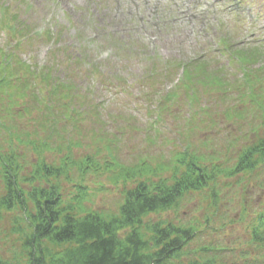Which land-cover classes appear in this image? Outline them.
Wrapping results in <instances>:
<instances>
[{
    "label": "rangeland",
    "instance_id": "obj_1",
    "mask_svg": "<svg viewBox=\"0 0 264 264\" xmlns=\"http://www.w3.org/2000/svg\"><path fill=\"white\" fill-rule=\"evenodd\" d=\"M11 25L14 32L7 29ZM227 30L247 44L261 40L264 45V0H0V62L3 52H13L14 60L20 58L38 73L46 71L52 52L57 58L68 56L58 67V77L73 79L78 90L73 106L84 114H74L72 123H61L59 129L69 132L66 138L73 142L76 160L91 154L105 161L111 153L126 167L142 161L156 167L169 165L176 152L191 149L207 156V162L217 154L216 159L232 164L241 148L256 142V134H264L261 118H254V110L246 109L249 106H240L235 87L214 88L207 81L197 85L198 100L191 101L180 84L182 70L150 71L148 64L152 57L188 62L214 56L224 65L225 80L231 85L241 75L228 57L219 56L218 38ZM118 41L136 46V58L117 49ZM82 54L89 56L92 68L84 61L69 65L70 57L75 62ZM150 72L157 74L151 77ZM172 92L179 96L177 101L160 106L161 98ZM234 110L243 113V126ZM33 113L17 120V129L30 133L33 140H49V134L33 122L40 111ZM52 141L55 152L47 153V159L59 161L67 150H57L62 144L57 137ZM18 151L29 160L34 157L25 145ZM163 176H169V171ZM72 177L76 179L78 173L72 172ZM84 179L93 194L86 211L104 217L117 213L125 189L134 183H118L113 174L101 172ZM218 186L215 198L210 190L197 192L181 200L177 209L151 219L196 228L190 260L252 264L248 258L258 251L249 234L254 211L262 209L263 193L253 180L248 184L222 180ZM64 188L72 190V186ZM4 215L0 264H26L15 231L19 225L14 220L20 214ZM20 227H24L21 222Z\"/></svg>",
    "mask_w": 264,
    "mask_h": 264
},
{
    "label": "trees",
    "instance_id": "obj_2",
    "mask_svg": "<svg viewBox=\"0 0 264 264\" xmlns=\"http://www.w3.org/2000/svg\"><path fill=\"white\" fill-rule=\"evenodd\" d=\"M7 29L16 30L13 25ZM51 35L54 37L53 32ZM238 39L242 38L232 30L218 38L219 56L228 57L241 75L231 85L225 80L224 65L214 56H199L188 62H161L152 57L148 62L150 71L182 70L180 84L185 89V98L191 101L198 100L197 85L207 81L214 88L234 86L240 106L252 108L254 118H261L263 128L264 45L261 40L250 45ZM116 45L131 59L136 58V46L132 48L122 41ZM52 54L44 66L46 71L38 73L17 56L14 60L13 52H3L0 62V219L5 213L20 214L14 220L19 225L15 231L26 264H238L214 258L190 260L188 252L196 228L178 226L162 218L153 220L151 216L177 209L181 200L197 192L210 190L215 198L222 180L238 179L247 184L253 180L264 199V134H256V142L241 148L232 164L216 159L220 157L217 154L210 155L213 158L207 162V156L191 149L176 152L169 165L156 167L146 161L126 167L111 153L105 161L100 155L91 154L76 160L73 142L66 138L69 132L60 131L59 126L72 123L74 114L76 117L84 113L73 106L74 92L78 91L73 79L70 75L58 77L61 71H57L58 67L64 66L68 56L62 54L57 58L55 52ZM69 60L72 62L69 65L78 66L84 61L92 68L87 54L75 62L74 58ZM152 74L151 77L157 72ZM228 93L225 89L224 94ZM178 97L175 92L169 93L161 98L160 106L165 101L173 104ZM34 111H40V115L36 113L33 122L41 132L49 134V140H33L30 133L17 129L15 122L34 115ZM232 113L243 126V113L237 110ZM55 137L58 144L62 143L57 150L66 149V155L59 161H48L46 154L55 152L52 148ZM20 145L31 150L32 160L19 153ZM27 167L30 170L26 171ZM166 170L169 176H163ZM72 172L78 173L76 179ZM100 172L113 174L118 183L134 182L133 187L125 189L117 213L106 217L84 207L93 195L84 178ZM69 186L70 192L64 188ZM262 204L261 210L254 211L250 228L251 243L258 251V255L248 258L252 264H264V200Z\"/></svg>",
    "mask_w": 264,
    "mask_h": 264
}]
</instances>
